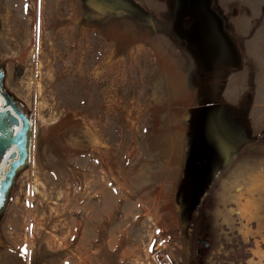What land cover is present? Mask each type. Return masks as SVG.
Wrapping results in <instances>:
<instances>
[{
    "label": "rangeland",
    "instance_id": "obj_1",
    "mask_svg": "<svg viewBox=\"0 0 264 264\" xmlns=\"http://www.w3.org/2000/svg\"><path fill=\"white\" fill-rule=\"evenodd\" d=\"M0 72V264H182L192 187L264 132V0H0Z\"/></svg>",
    "mask_w": 264,
    "mask_h": 264
},
{
    "label": "flooded vegetation",
    "instance_id": "obj_2",
    "mask_svg": "<svg viewBox=\"0 0 264 264\" xmlns=\"http://www.w3.org/2000/svg\"><path fill=\"white\" fill-rule=\"evenodd\" d=\"M0 123L9 141L0 155V188L25 162L31 121L3 86ZM192 187L182 264H264V220L243 211L251 198L264 202V132L209 169Z\"/></svg>",
    "mask_w": 264,
    "mask_h": 264
},
{
    "label": "snow or ice",
    "instance_id": "obj_3",
    "mask_svg": "<svg viewBox=\"0 0 264 264\" xmlns=\"http://www.w3.org/2000/svg\"><path fill=\"white\" fill-rule=\"evenodd\" d=\"M243 211L251 219H255L257 215H259L261 219L264 220V202L257 204L256 201L249 198Z\"/></svg>",
    "mask_w": 264,
    "mask_h": 264
},
{
    "label": "water",
    "instance_id": "obj_4",
    "mask_svg": "<svg viewBox=\"0 0 264 264\" xmlns=\"http://www.w3.org/2000/svg\"><path fill=\"white\" fill-rule=\"evenodd\" d=\"M8 141H9L8 132L0 123V155L6 148ZM6 189H7V186L6 187L2 186L0 188V202L2 200L3 194L5 193Z\"/></svg>",
    "mask_w": 264,
    "mask_h": 264
}]
</instances>
